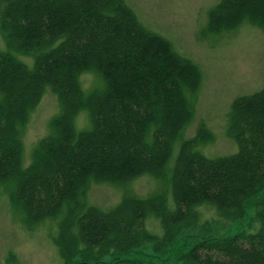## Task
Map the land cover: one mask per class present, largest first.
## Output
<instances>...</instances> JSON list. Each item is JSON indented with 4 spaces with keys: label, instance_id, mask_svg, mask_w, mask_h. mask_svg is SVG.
Listing matches in <instances>:
<instances>
[{
    "label": "trees",
    "instance_id": "16d2710c",
    "mask_svg": "<svg viewBox=\"0 0 264 264\" xmlns=\"http://www.w3.org/2000/svg\"><path fill=\"white\" fill-rule=\"evenodd\" d=\"M243 19L264 26V0H218L208 10L209 29ZM0 35V184L27 222L57 220L61 264H153L126 255L148 242L165 253L198 225V238L175 248L178 264H264V84L231 102L227 133L236 151L205 155L198 134L183 139L169 172L173 142L192 119L186 88L199 68L125 0H0ZM85 71L101 79L87 91ZM47 87L60 106L23 165L22 128ZM82 109L90 121L77 129ZM144 173L165 186L123 193L108 208L86 202L92 181L123 183ZM203 207L213 216L203 217ZM250 209L255 228L215 234ZM150 215L160 233L147 226ZM106 254L113 259L101 263Z\"/></svg>",
    "mask_w": 264,
    "mask_h": 264
},
{
    "label": "rangeland",
    "instance_id": "374dc122",
    "mask_svg": "<svg viewBox=\"0 0 264 264\" xmlns=\"http://www.w3.org/2000/svg\"><path fill=\"white\" fill-rule=\"evenodd\" d=\"M125 1L146 27L168 38L178 53L191 59L199 68L197 79L186 88L188 96H193L192 119L183 124L173 142L168 171H171L183 139L198 134L201 139L199 137L196 148L205 155L236 151L237 142L227 133V114L235 96L258 90L264 84V26L245 19L237 22V19L228 22L231 26L209 29L208 10L218 0ZM0 46H4L1 35ZM80 81L84 91L101 83L100 77L92 71L82 72ZM59 106L56 93L47 87L29 112L21 134L23 165L31 160L33 146L48 132L49 119ZM89 121L86 109L75 115L77 129L86 127ZM165 184L164 178L149 173L123 183L92 181L85 191V199L88 204L108 208L114 206L123 193L145 195ZM166 187L172 203L171 187L168 184ZM212 212L208 207L202 208L203 217L213 216ZM253 214L254 210L250 209L244 219L215 226V234H229L243 227L255 228L257 223L252 225L250 219ZM24 215L14 209L7 191L0 184V264H61L63 257L55 241L57 220L45 217L27 222V215ZM69 216L72 217V212ZM146 224L153 231L161 232L154 216L147 217ZM199 230L200 225L184 229L175 245L165 253L156 252L148 242L131 249L126 256L132 260H150L153 264H178L174 260L175 248L191 245L198 238L194 235ZM112 259L106 254L100 262L108 263ZM117 264L133 263L121 261Z\"/></svg>",
    "mask_w": 264,
    "mask_h": 264
}]
</instances>
